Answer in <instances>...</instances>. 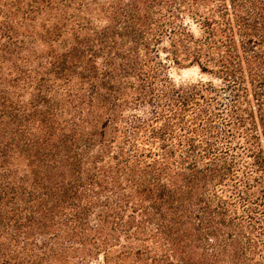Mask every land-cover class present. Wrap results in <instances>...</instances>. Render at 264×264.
Listing matches in <instances>:
<instances>
[{"label":"trees","instance_id":"1","mask_svg":"<svg viewBox=\"0 0 264 264\" xmlns=\"http://www.w3.org/2000/svg\"><path fill=\"white\" fill-rule=\"evenodd\" d=\"M0 264H264V0H0Z\"/></svg>","mask_w":264,"mask_h":264},{"label":"rangeland","instance_id":"2","mask_svg":"<svg viewBox=\"0 0 264 264\" xmlns=\"http://www.w3.org/2000/svg\"><path fill=\"white\" fill-rule=\"evenodd\" d=\"M192 28L194 29V26H192ZM169 75L175 81H188V80H195L199 78H206L205 75H202L199 73L196 67L183 68V69H177V68L172 67L169 70Z\"/></svg>","mask_w":264,"mask_h":264}]
</instances>
